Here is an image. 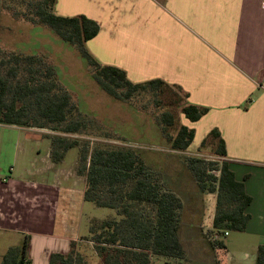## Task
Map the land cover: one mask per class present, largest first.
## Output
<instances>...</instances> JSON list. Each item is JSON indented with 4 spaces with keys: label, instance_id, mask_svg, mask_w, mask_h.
<instances>
[{
    "label": "crops",
    "instance_id": "1",
    "mask_svg": "<svg viewBox=\"0 0 264 264\" xmlns=\"http://www.w3.org/2000/svg\"><path fill=\"white\" fill-rule=\"evenodd\" d=\"M262 2L56 1L58 15L84 14L100 25L98 35L87 42L99 62L124 69L135 83L162 79L179 85L189 94L188 102L209 109L196 122L183 120L196 130L188 149H199L215 128L225 141V159L252 197L247 209L250 219L234 240H228L232 232L225 237L224 249H214L203 233L205 228L212 229L215 212L208 217L197 209V203L208 198L205 192L197 182L189 192L181 188L185 182H165L166 188L181 198L182 211L185 204L194 207L186 215L181 212L179 234L186 251L182 260L191 250L209 249L219 257L217 264H223L225 254V264H256L258 248L264 245ZM47 132L0 125V239L6 246L0 264L2 256L11 247L21 246L26 235L30 236L32 264H50L51 254L68 253L72 241L89 234L80 232L85 217L89 230L94 220H105L86 215V205L91 203L84 196L86 182H74L67 174L64 163L68 152L61 163L53 161Z\"/></svg>",
    "mask_w": 264,
    "mask_h": 264
},
{
    "label": "trees",
    "instance_id": "2",
    "mask_svg": "<svg viewBox=\"0 0 264 264\" xmlns=\"http://www.w3.org/2000/svg\"><path fill=\"white\" fill-rule=\"evenodd\" d=\"M57 0H41L34 5L32 22L52 28L64 43L75 46L90 66L93 80L117 100H129L135 94L150 91L160 104L179 110L191 122L200 120L207 107L188 102L189 94L181 86L162 79L135 83L120 67L103 64L88 50L87 42L95 38L100 25L81 14L62 16L55 13ZM9 67L3 70V66ZM21 70L25 76L18 79ZM183 92V96L181 95ZM70 92L59 82L56 68L37 54H11L0 61V124L47 128L59 133L52 136V158L61 163L65 154L78 142L70 134H78L86 126L80 119H70L77 112ZM176 113L167 110L160 116L163 131L178 125ZM195 128L180 124L175 136L169 137L172 149L186 151L193 143ZM209 145L222 158L217 175L204 160L188 157L199 188L217 194L212 229L206 238L212 248L224 249L225 237L209 240L215 233L244 232L250 219L247 209L252 197L245 183L238 181L230 169L225 141L215 128L209 132L199 148ZM79 175L86 177L85 200L99 207L116 211V216L91 222L89 234L82 238L93 244L102 264H152V257L182 260L186 251L180 239L181 198L165 186L160 173L154 172L143 157L126 147L102 148L92 151L83 145L79 150ZM30 236L19 247H11L2 264H32L29 257ZM50 264H85L71 242L68 253H53ZM256 264H264V245L257 251Z\"/></svg>",
    "mask_w": 264,
    "mask_h": 264
},
{
    "label": "rangeland",
    "instance_id": "3",
    "mask_svg": "<svg viewBox=\"0 0 264 264\" xmlns=\"http://www.w3.org/2000/svg\"><path fill=\"white\" fill-rule=\"evenodd\" d=\"M41 0H0V61L8 59L11 54L31 55L43 57L48 64L56 68L59 82L71 94L73 102L77 105V112H73L70 119H80L86 126L78 134L68 135L70 140H76L79 145L68 150L65 157L67 174L73 176L74 182H86V177L79 175V150L81 146L88 145L92 151L96 147L113 148L126 147L137 151L154 172L160 173L165 182H185L181 185L183 190L189 192L195 185L196 178L189 167L188 157L204 160L210 172L218 171L222 158L218 157L209 145L196 151L174 150L168 142L169 137L175 136L185 116L174 109L160 104L153 92L144 91L135 94L129 100H117L105 92L93 80L90 66L80 56L75 46L64 43L56 32L49 26L29 20L33 15L34 5ZM3 70L6 67L3 66ZM25 76L21 70L18 79ZM183 96V92L181 94ZM171 110L176 113L178 125L163 131L160 116L163 112ZM47 129V128H44ZM47 134L53 148L52 136L59 133L47 129ZM64 171V172H66ZM73 173V175H72ZM73 182V181H71ZM187 183V184H186ZM206 201L197 203L199 211L213 215L216 208L217 194L206 191ZM195 201V200H194ZM85 213L91 218L108 219L116 216V211L109 208H98L93 203H87ZM193 205L185 204L181 212L191 213ZM83 219L80 227L82 234H88L89 225ZM207 227V226H205ZM204 227V228H205ZM210 229H204L203 237ZM238 232H232L228 238L234 240ZM81 237L77 241V249L84 256L85 264H102L98 259L93 244ZM210 240V239H209ZM0 239V253L6 251V246ZM199 253L189 252L186 260L166 259L152 257V264H217L218 256L215 251L200 250ZM225 254L223 264L227 259ZM222 257V255H221ZM201 259V260H200ZM200 260V261H197ZM225 262V263H224Z\"/></svg>",
    "mask_w": 264,
    "mask_h": 264
},
{
    "label": "built area",
    "instance_id": "4",
    "mask_svg": "<svg viewBox=\"0 0 264 264\" xmlns=\"http://www.w3.org/2000/svg\"><path fill=\"white\" fill-rule=\"evenodd\" d=\"M262 8L264 9V0H263V2H262ZM1 125V124H0ZM220 173V171L218 170L217 172H216V174L218 175ZM206 234H207V232H206ZM229 235V232H225L224 233V235H221V234H218V233H215V234H213L212 236H209V238H210V240H216V239H218V238H220V237H227Z\"/></svg>",
    "mask_w": 264,
    "mask_h": 264
}]
</instances>
